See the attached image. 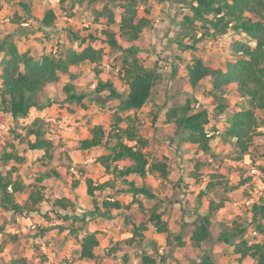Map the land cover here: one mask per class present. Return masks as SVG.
Listing matches in <instances>:
<instances>
[{"label": "trees", "instance_id": "16d2710c", "mask_svg": "<svg viewBox=\"0 0 264 264\" xmlns=\"http://www.w3.org/2000/svg\"><path fill=\"white\" fill-rule=\"evenodd\" d=\"M138 1L128 0L123 4L124 14L119 19V30L110 27L116 22L113 11L104 8L107 11V19L105 27L99 33L90 32L86 37L71 33L74 40H80L82 43L89 40L91 43L83 44L80 49L68 47L62 52L58 51L59 55L44 52L37 56L32 48L21 51L15 38L21 25L0 27V112L9 113L15 121H19L28 117L33 108L43 110L51 104L66 109H70L73 104L85 106V93L76 85L78 77L81 76L79 67L83 63L101 64L108 60L110 48L120 50L123 53L122 71L128 92L122 97L111 82L102 80H99L95 89L97 94H102L108 89L109 96L122 98L118 107L119 113H116L114 122H111L108 133L103 124H96L91 128V135L80 142V149L83 151L99 147L107 149L108 153H99L95 162L101 164L107 174H112L109 179L98 184L90 178L87 180V200L90 202L96 193L115 188L119 192L132 193L133 200L140 204L141 199L156 200L147 211L148 222L159 234L166 236L168 244H172L171 237H174L177 240L176 246H183L185 242L182 234L174 235L169 221L164 219L163 200L156 195L151 185L146 183L148 175L160 179L161 182L171 178L173 167L168 155L163 150H157L151 158L147 156L145 148L148 141L138 135L135 126H130L131 115L126 117L128 126L123 127V115L139 111L161 79L157 68L144 64L138 55L141 48L135 40L152 24L153 14L149 7L139 14ZM170 1L179 10L174 40L181 51L194 50L199 42L205 43L211 38L229 33L238 35L239 39L231 44L232 59L227 61L225 67L206 64L198 56L184 60L181 57L182 52L174 54V71L178 69L181 60L185 62L183 76L192 89L191 93L200 85H205L201 94L210 106L198 105V100L193 95L184 97L181 101L168 102L165 105V122L176 127L179 142L184 146L194 147V155L207 159L213 155L214 135L211 132L216 131L215 127H210L211 120L225 116L228 123L225 136L234 142L239 153L237 159L249 155L256 160L253 149L262 148L264 142V130L260 129L262 123L257 116L258 112L264 111V0ZM24 7H27L26 4ZM31 13L33 14V10ZM57 21L59 17L52 8L48 9L41 19V23L48 27L55 25ZM97 40L107 43L108 47H97L92 43ZM96 72L101 74V71ZM63 75H67L68 79H64ZM53 93L61 95L62 98L55 99L56 101L51 99L49 95ZM44 97L48 98L45 100ZM43 122L42 117H36L31 124L11 129L0 156V207L22 216L38 211L41 202L45 200L46 186L39 185L44 181V177H39L36 182L23 181L17 175L19 170L29 163L30 156L41 153L42 158L48 162L71 161L67 148L47 135ZM7 133L8 131L1 135ZM125 137L136 140L137 144L128 145L124 142ZM122 160H127L128 163L120 165ZM199 164L202 163H196L197 169ZM46 175L49 183L53 177L61 176L62 173L57 169H50ZM133 175L140 176L143 181L138 183L127 179ZM116 178H123L129 187L123 189L117 185ZM261 179L264 182V177ZM213 186L214 183L210 181L205 190L201 191L200 197ZM102 203L107 207L106 210L122 208V202L118 199H104ZM54 205L68 208L73 206V202L62 197L57 199ZM227 206L225 202L211 200L209 213L194 222L189 236L191 250L185 249V253L190 255L189 264H216L209 251L200 255L195 252L204 249L211 239L213 221L210 216ZM58 216L66 218L60 214ZM248 222L234 220L232 224L219 223L218 240L233 246V252L238 255L240 263L264 264V242L251 243L246 237L249 226L264 235V196L252 203L251 219ZM56 226L62 231L70 229L61 223L49 229ZM145 228V224L133 223L132 236L116 242L110 248V253H116L124 246H142L138 235ZM2 229L0 225V231ZM49 229L46 227L42 231L45 233ZM74 233H77V230L72 229L67 237L78 240L79 259L92 261L94 264H108L104 256L96 251L101 243L97 232L88 231L81 238ZM165 260L164 253L159 260L146 253L141 258L142 264H161ZM0 264L36 262L27 255L15 253L9 260ZM64 264L76 263L73 260H65Z\"/></svg>", "mask_w": 264, "mask_h": 264}, {"label": "rangeland", "instance_id": "374dc122", "mask_svg": "<svg viewBox=\"0 0 264 264\" xmlns=\"http://www.w3.org/2000/svg\"><path fill=\"white\" fill-rule=\"evenodd\" d=\"M127 2L128 0L93 2L87 0H0V24L3 25L1 28L8 27L7 23L21 25L15 34L20 49L24 50L30 46L38 56L45 52V48L48 49V44L52 43V49L49 48L48 53L59 55V52L53 53V46H57L58 51L62 52L68 47L80 49L83 44L91 43L89 40L84 43L74 40L71 33H77L80 37H86L90 32L99 33L105 27L107 19V11L104 8L113 11L116 22L110 27L119 30V19L124 14L123 4ZM146 7L152 10V24L139 35L135 43L141 48L138 55L143 59L144 64L157 68L161 79L147 103L139 111L135 114L123 115V127H127L130 123V126L136 127L138 135L148 141L145 152L149 158L157 150H163L168 155L173 167L171 178L161 182L148 175L146 183L151 185L156 195L163 200L164 219L169 221L174 235L182 234L185 244L176 246L177 240L174 237H171L172 244H168L166 236L159 234L148 222L147 211L156 200L141 199L142 204H140L133 200L132 193L119 192L117 188L96 193L94 199L92 198L90 202L87 200V180L90 178L98 184L109 179L112 174H107L104 167L91 160L92 158L95 160L99 153H108V150L102 147L83 151L80 149V142L90 136L91 128L96 124H103L108 133L111 122H114L116 113H119L118 107L122 103V98L109 96L108 89L102 94H97L95 89L99 80H102L111 82L122 97L128 92V85L122 71L123 53L110 48L108 60L101 64L83 63L78 70L81 76L78 77L76 85L85 93L83 101L85 106L73 104L70 109H66L57 104H51L43 110H32L28 117L19 121H15L9 113L0 112L9 125L8 133L0 134V156L3 147L7 144L11 129L31 124L36 117L44 119L43 124L47 129V135L56 143H62L71 156L70 162L54 163L44 160L41 153H38L31 155L29 163L19 170L17 175L23 181L37 182L39 177H44V181L39 185L46 186L45 200L41 202L38 211L30 212L27 216L0 207V225L3 227L0 231V262L9 260L16 253L27 255L36 264H64L65 260H73L76 264H94L92 261L79 259L78 240L67 237L74 229L77 230L74 234H78L79 238L88 231H95L100 235L101 243L96 251L104 256L108 264H142L141 258L145 253L159 260L162 255L159 249L162 247H164L166 260L161 264H189L190 255L185 253V249L191 250L189 236L192 226L194 222L209 213L210 201L214 200L225 202L228 206L210 216L213 221L211 239L204 249H198L195 253L200 255L209 251L216 264H242L238 261V255L234 254L233 246L218 240L220 231L218 224L221 222L232 224L234 220L249 223L252 204L248 200L250 197L254 198L251 168L254 166L259 169L262 174L258 176L259 179L264 177V142L262 148L253 149L256 160L249 155H245L243 159H237L239 153L232 139L225 136L228 123L226 117L222 116L218 120H211L210 127L216 128V131L211 132L214 135L213 155L206 159L200 155H194V147H187L179 142L176 127L167 124L164 117L165 105L168 102L181 101L184 97L191 95L197 98L198 105L210 106L201 94L205 85H200L191 93L192 89L183 76L185 62L181 60L178 69L174 71V54L182 52L181 57L184 60L198 56L206 64L225 67L227 61L232 59L231 44L239 39V36L229 33L211 38L205 43L199 42L194 50L181 51L174 40L176 25L179 21L178 8L170 0L138 1L139 14H142ZM50 8L58 13V22L61 25L54 30L52 27L45 28L41 23L42 16ZM61 33L63 36H60ZM92 43L97 47H108L107 43L100 40ZM106 65L110 68L107 69ZM116 68H119L118 72ZM96 71H101V74H97ZM63 78L68 79V76L63 75ZM93 82L96 83L95 88L91 86ZM49 97L54 100L62 98L56 93L50 94ZM47 98L44 97L45 100ZM128 115H131L129 123L126 120ZM49 116L56 119L64 118L68 125L74 123L75 135L68 137L65 136L66 131L59 132L46 120ZM257 116L262 123L260 129L264 130V111L258 112ZM197 162L202 163L199 164L198 169ZM126 163H128L127 160L120 161V165ZM50 169H57L62 175L53 177L48 183L46 173ZM127 179L138 183L143 181L138 175L129 176ZM210 181L214 183V186L200 197L201 191L205 190ZM116 184L123 189L129 187L123 178H116ZM262 196H264V189L260 191L259 199ZM62 197L70 199L73 206L68 208L55 206V201ZM104 199H118L122 202V208L106 210L107 207L102 203ZM19 201L22 202V199ZM59 214L66 218H61ZM60 223L63 226H69L70 229L62 231L57 226L49 229ZM133 223L146 226L138 235L143 245L124 246L116 253H110V248L116 242L132 236ZM46 227L49 230L43 233L42 229ZM246 237L251 243L264 242V235L256 232L252 226H249ZM43 241L50 248L48 253H44L40 248Z\"/></svg>", "mask_w": 264, "mask_h": 264}, {"label": "built area", "instance_id": "2783aa9c", "mask_svg": "<svg viewBox=\"0 0 264 264\" xmlns=\"http://www.w3.org/2000/svg\"><path fill=\"white\" fill-rule=\"evenodd\" d=\"M58 52V48L57 46H55L53 48V53H57ZM107 69H109V65H106ZM119 68H116V71L118 72ZM92 88H95L96 83H93ZM49 123H51L54 127H56V129H58L59 132H65V131H69L71 129H74L75 124L74 123H69L66 121V119L62 118V119H56L53 116H49L46 119ZM9 129V125L7 123V121L0 115V134L3 132H7ZM124 142L127 143L130 146H134L137 144L136 140H129L127 137L124 138ZM249 163L252 161H248ZM259 175H262L261 172L259 171L258 168L256 167H252L251 168V176L254 180V186H253V195L254 198L250 197V199L248 200V202L250 204L254 203L255 201H259V193L261 190L264 189V182L258 178ZM247 176V175H246ZM40 248L42 249V251L44 253H48L50 248L48 246L47 243H45L44 241L41 242ZM163 248H160V252L163 254Z\"/></svg>", "mask_w": 264, "mask_h": 264}, {"label": "crops", "instance_id": "0c3cea01", "mask_svg": "<svg viewBox=\"0 0 264 264\" xmlns=\"http://www.w3.org/2000/svg\"><path fill=\"white\" fill-rule=\"evenodd\" d=\"M2 2V1H1ZM53 9V8H52ZM55 10V9H54ZM56 11V10H55ZM57 15H58V13H57ZM43 17V16H42ZM0 18H1V16H0ZM42 19V18H41ZM2 20V19H1ZM1 22V21H0ZM15 25H17V24H15ZM20 25V24H19ZM3 25L2 24H0V27H2ZM6 26H11L10 24H6ZM45 28H47V29H51V27L53 28V30L54 29H56L57 27H61V25H59V22L57 21L56 23H55V25H53V26H44ZM49 34H51V32L49 31ZM60 36H63L62 35V33L60 34ZM29 44V43H28ZM37 44V43H36ZM52 43L51 44H48L47 45V47H48V49H46L45 48V52L46 53H48L49 51V48H51L52 49ZM53 47H55V46H53ZM28 48H30V46L28 47ZM28 48H26V49H28ZM19 49H20V47H19ZM25 48H24V50H22V49H20L21 51H25L26 50ZM88 64H91V63H88ZM80 68V67H79ZM106 70V69H105ZM88 74V73H87ZM93 83H95V82H93ZM45 109V108H44ZM32 110H36L35 108H33ZM31 110V111H32ZM47 119V118H46ZM75 126H74V129H71V130H69V131H66V133H65V136H68V137H70V136H74L75 135ZM91 135V134H90ZM89 137V136H88ZM99 148H102V147H99ZM97 149V148H96ZM91 160H93L92 162H94L95 160L92 158ZM97 163V162H96ZM101 165V164H100ZM103 167V166H102ZM160 180V179H159ZM119 199V198H118ZM114 200V199H113Z\"/></svg>", "mask_w": 264, "mask_h": 264}]
</instances>
